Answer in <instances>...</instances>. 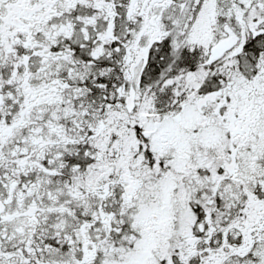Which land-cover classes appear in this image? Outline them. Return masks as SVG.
Listing matches in <instances>:
<instances>
[{"label":"snow or ice","instance_id":"snow-or-ice-1","mask_svg":"<svg viewBox=\"0 0 264 264\" xmlns=\"http://www.w3.org/2000/svg\"><path fill=\"white\" fill-rule=\"evenodd\" d=\"M0 264H264V0H0Z\"/></svg>","mask_w":264,"mask_h":264}]
</instances>
